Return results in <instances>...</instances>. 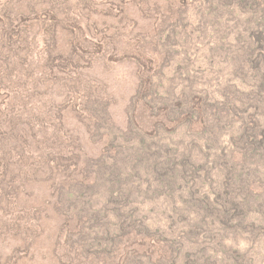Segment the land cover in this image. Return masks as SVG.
Here are the masks:
<instances>
[{
    "label": "rangeland",
    "instance_id": "374dc122",
    "mask_svg": "<svg viewBox=\"0 0 264 264\" xmlns=\"http://www.w3.org/2000/svg\"><path fill=\"white\" fill-rule=\"evenodd\" d=\"M52 5L60 11L57 16L45 14ZM200 7L199 0H0V264H163L172 246L180 248L178 264L186 257L195 264L208 257L216 264H264V160L254 158L248 166L250 161L234 150L235 129L242 123L235 117H219L209 144L199 124L167 121V127L176 128L166 138L162 133L161 144L180 141L178 148L190 146L193 160L207 164L193 184L184 182L169 193L148 191V175H143L142 189L120 210L107 200L108 192L91 188L86 198L106 207L105 219L91 226L86 220L91 208L64 211L57 203V182L72 186L83 177L93 179L87 161L114 153L109 140L127 126L140 73L150 75L161 66L156 62L163 57L166 35H173L167 50L174 58L162 68L167 77L174 76L176 93L193 85L194 93L219 101L220 90L233 84L229 61L216 50L218 38L196 29ZM189 49L190 68L183 73L193 84L178 69ZM136 57L144 59L142 68ZM94 100L107 109L98 121L84 108ZM144 103L137 99L134 113L152 130L158 118ZM257 112L264 124V103ZM10 129L22 131L23 138L10 142L2 133ZM16 153L24 155L19 159ZM203 197L217 204L215 211L199 207ZM199 199L198 207L185 201ZM230 201L241 205L225 216L219 206ZM131 206L133 219L142 223L102 250L106 242L98 245L94 238L105 230L119 231V213Z\"/></svg>",
    "mask_w": 264,
    "mask_h": 264
},
{
    "label": "trees",
    "instance_id": "16d2710c",
    "mask_svg": "<svg viewBox=\"0 0 264 264\" xmlns=\"http://www.w3.org/2000/svg\"><path fill=\"white\" fill-rule=\"evenodd\" d=\"M199 1L201 14L200 23L196 29L199 35L211 33L212 37L218 38L217 44L220 45L216 46V50L219 51V56L223 61L225 58L228 59L229 63L226 64V69H228V73H231L230 81L234 80L233 84H226L227 86L220 90L221 98L219 101L213 96L210 97L206 92L204 95L194 93L193 85H188V88H181L176 93L171 81L174 76L167 77L168 73L165 68H162V65L168 64L169 59L174 58V52L167 50V44H169L167 41H170L173 35H166L163 40V45L166 48L165 50L162 49L161 52L163 57L156 62L161 66L154 69V73L150 75L140 73L137 92L127 110V126L125 129H121L118 135L113 134L109 140L111 142L109 147H114V153H104L98 159L94 158L87 161L86 165L91 166L95 172L93 179H89L90 175H88L87 178L90 182L83 177L74 181L72 186H63L61 182H57L55 185L57 195H59L57 203L64 211L76 206L88 213L91 208L86 219L90 226L93 222L101 223V220L105 219L102 211L106 207H96L90 199H87L86 192L88 190L98 189L105 194L108 192L107 200L113 205L115 204L120 210L132 193L142 189L141 179L143 175H148L145 187L148 188V191L154 187L158 192L169 193L171 188L176 187L178 189L184 182L188 185L193 184L197 180L195 177L196 175L199 176L200 170L205 166L207 167V164H197L193 160L194 153H192V148L189 149L190 146L180 149L178 148L180 141L176 142V146H171L169 140L168 142L165 141V145L161 144L158 138L163 136L162 133H165L166 138V135L173 133L176 128V126L167 127L168 120L180 124L184 122L190 125L199 124L208 134L205 143L209 144L210 139H214L216 136L215 131L219 127L217 120L220 116L227 115V120H232L233 117L241 119V125L235 129L238 131V136L234 138V147H236L234 150H239L240 158L248 161V163L250 161L248 166L255 163L254 158L264 160V124L256 116L257 111L261 110L264 103V0ZM53 13L54 15L60 13L53 5L45 11L47 15ZM56 25L57 22H55ZM6 28L7 26H4L5 31ZM53 31L57 32L56 29ZM207 43H210V40ZM214 46L212 44L210 48L213 49ZM189 52L190 49L183 55L187 59L182 58L179 61L178 69L181 75H185L184 78L193 84L192 76L188 72L183 73L185 68H190L188 64L191 61V54ZM135 59L137 62L139 60L144 61L142 57ZM139 67L142 68L140 61ZM221 71L222 69H216L214 73L219 75ZM236 81L239 83H235ZM139 98L145 101L144 104L151 115L154 113L157 115L158 122L152 130L147 126L148 122L145 125L136 119L134 111ZM84 108L96 121L107 113L106 107L98 104L96 100L86 101ZM233 126L230 125V128ZM6 131L2 132L3 136L10 139V142L17 138H23L22 131L12 129ZM235 140L239 141L238 144ZM213 144L215 145V142L208 146L212 147ZM221 152L223 151L221 150ZM16 154L19 159L24 155L22 153ZM206 156L209 155L205 154V159ZM215 157L217 159L218 154H215ZM51 164L59 166V162L55 163L54 161ZM247 165L243 168L248 171ZM92 170L88 171L91 172ZM206 173L201 179L206 176ZM134 180H137V183L133 182ZM153 183H155L154 186ZM241 190H245L244 187ZM231 191L232 189L228 187L227 193L229 194ZM192 194L193 191H190L191 196ZM246 197L244 195L243 198ZM201 200L202 205L199 206ZM201 200L185 201L188 207L199 206L207 212L215 211L214 206H217L215 202L207 200L206 197ZM239 203L234 204L233 201H230V203H224L225 206L220 204L219 210L228 216L226 213L233 214L235 209L239 210V205H241ZM128 209L126 212L119 213L123 215L119 231L105 230L94 238L98 245H101L103 241L106 242L102 245V250L114 245V240L127 233L128 227L142 223L139 219H133V207ZM142 228L145 229L146 227L143 226ZM192 230L197 231L196 228ZM171 248L172 256L169 260L164 259L163 264H178L180 248L179 246H172ZM98 251H101V248ZM210 260L209 257L205 258L201 264H216L214 260ZM184 262L185 264H195V259L186 257ZM232 262L244 264L236 260ZM129 264H136V262L131 261Z\"/></svg>",
    "mask_w": 264,
    "mask_h": 264
}]
</instances>
